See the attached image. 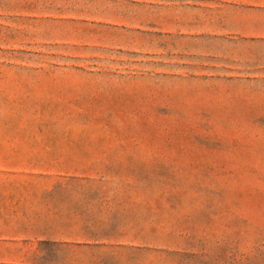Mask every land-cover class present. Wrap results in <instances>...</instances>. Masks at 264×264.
Here are the masks:
<instances>
[{"label": "rangeland", "instance_id": "obj_1", "mask_svg": "<svg viewBox=\"0 0 264 264\" xmlns=\"http://www.w3.org/2000/svg\"><path fill=\"white\" fill-rule=\"evenodd\" d=\"M0 264H264V0H0Z\"/></svg>", "mask_w": 264, "mask_h": 264}]
</instances>
